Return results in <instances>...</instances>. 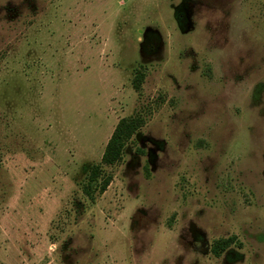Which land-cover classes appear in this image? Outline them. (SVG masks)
<instances>
[{"label":"rangeland","instance_id":"rangeland-1","mask_svg":"<svg viewBox=\"0 0 264 264\" xmlns=\"http://www.w3.org/2000/svg\"><path fill=\"white\" fill-rule=\"evenodd\" d=\"M0 264H264V0H0Z\"/></svg>","mask_w":264,"mask_h":264},{"label":"trees","instance_id":"trees-1","mask_svg":"<svg viewBox=\"0 0 264 264\" xmlns=\"http://www.w3.org/2000/svg\"><path fill=\"white\" fill-rule=\"evenodd\" d=\"M144 80V75L136 77L134 86L136 90L141 89V85ZM145 120L140 115H134L125 119H122L117 125L111 139L109 140L105 151L102 156L101 165H93L89 171L88 181L83 186V193L87 199L91 202L96 201L97 193L103 194L109 187L112 178L109 175H105L103 166H113L120 163L125 155V150L128 143L133 139L137 132L144 126ZM233 240L219 241L213 248V253L219 256L220 253L225 251Z\"/></svg>","mask_w":264,"mask_h":264}]
</instances>
